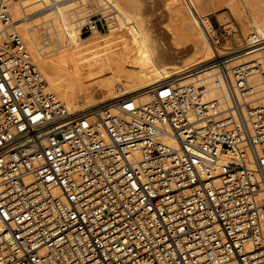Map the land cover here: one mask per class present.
Here are the masks:
<instances>
[{
  "label": "built area",
  "instance_id": "built-area-1",
  "mask_svg": "<svg viewBox=\"0 0 264 264\" xmlns=\"http://www.w3.org/2000/svg\"><path fill=\"white\" fill-rule=\"evenodd\" d=\"M13 1L0 0L3 24ZM9 40L0 264H264V101L247 83L258 63L233 64L229 51L189 72L216 69V96L189 75L74 110L18 33Z\"/></svg>",
  "mask_w": 264,
  "mask_h": 264
},
{
  "label": "bare ground",
  "instance_id": "bare-ground-1",
  "mask_svg": "<svg viewBox=\"0 0 264 264\" xmlns=\"http://www.w3.org/2000/svg\"><path fill=\"white\" fill-rule=\"evenodd\" d=\"M102 1V4L106 6L100 9L112 8L113 10L106 15H112L115 20V24L109 25V31L112 32V35L105 40H93L85 43V41L80 39L82 37L80 36V28L83 24L81 20L83 15L80 16V14L83 13L85 8H77L85 5L87 0H15L10 5L11 22L8 24L0 22V35L5 34L2 42L10 39L13 32L18 33L20 36L22 34L24 39L27 40L30 50L28 52L33 53L41 67L47 86L57 96H60L59 99L61 98L62 100H60L69 109L75 110L92 106L124 93L136 91L160 79L169 77L189 78V75H194L192 78L194 81L208 85L209 96H216L220 94V90L217 89L214 83L215 78L213 77L216 76L217 71H214L215 69L212 66L192 73L189 72L214 56L222 55L229 51L236 53L245 50L241 52L242 54L232 57L231 60L241 57L242 62L247 63L249 66L253 65V61L259 64V61H256L257 58L251 56L260 53L264 58V44H262L264 43V30L260 24L255 22L254 31L263 35L262 37L256 35L257 39L250 46L242 48V45L234 49H219L209 33L211 29L210 22L201 20L198 16L197 4L193 0H187L188 18L190 17L188 21L189 32L191 37L195 39L192 57L182 67L176 64L161 63L146 46L140 47L138 44H131L129 39L116 31L122 29V27H127L129 24L130 30L136 35L137 40L143 38V35L139 32V26L136 23H132L126 15H122L111 0ZM75 3L78 4L74 5ZM97 4L101 6L98 1ZM57 21H59L58 25L60 28L55 26ZM40 26L42 27L40 28ZM9 28L12 29L8 32ZM37 33L43 43L41 46L37 43ZM53 34L57 37L56 41L51 39ZM252 34L249 33L247 39L251 38ZM91 35H102V33L99 30L92 29V32L87 36ZM63 38L66 41L65 44L62 43ZM54 42H57L59 47L49 49L46 52L41 50L44 45L53 44ZM80 43L85 44L80 45ZM0 44L2 43L0 42ZM143 44L145 45V43ZM131 46L135 47L133 51L129 48ZM91 47H94V50H91ZM48 53L51 55L46 57L45 54ZM210 53L212 56H210ZM201 54H204L203 57L198 59L197 56H201ZM231 63L235 64L234 61ZM126 65H131L134 71L129 74L124 72L123 67ZM105 69L108 70L110 76H106ZM258 74L261 75L263 85H261V81L258 83L252 82V78L255 79V76L259 77ZM124 76L128 78L127 85H124L121 91L117 93L114 91L115 84L120 82ZM83 77H87V80L93 85L95 84L96 89L102 92L100 97L96 98L92 93H87L83 100L80 101L78 96L81 88H77L76 83ZM258 77L256 80L259 79ZM247 83L250 93L256 95L254 98L264 100V73L256 72L252 74L247 79ZM143 93L140 100H147L148 93ZM160 141L166 145L175 146L174 141L169 138L163 137Z\"/></svg>",
  "mask_w": 264,
  "mask_h": 264
},
{
  "label": "rangeland",
  "instance_id": "rangeland-1",
  "mask_svg": "<svg viewBox=\"0 0 264 264\" xmlns=\"http://www.w3.org/2000/svg\"><path fill=\"white\" fill-rule=\"evenodd\" d=\"M97 1L98 3L101 4V6H98ZM111 1L114 3L115 7L121 12L122 15H126V17L130 18L132 23H136L139 26V32L143 35V38H141L140 40H137L136 35L133 32H131L129 24L127 27L124 28L122 27V29L116 30L117 32L123 34L127 39H129V42H131V44H138L140 47L146 46L150 50V52L154 54V57L157 60H159V62L166 64H176L179 67H182V65H184L185 62L192 57V51H193L192 48L194 47L193 45L195 44L194 43L195 39L191 37V33L189 32L190 26L188 21L190 20V17L188 18L189 12H188L187 0H111ZM193 1L197 4L198 16L200 17V19L208 20L210 22L209 24L211 29L209 30L210 31L209 33L211 35V38L215 40L219 49H234L237 47H241L242 45L245 44V40L247 39L249 33H254L256 35H260L261 37L264 34L260 32L256 33L254 31L255 22L260 24L264 30V24H263L264 0H193ZM102 3H103L102 0H87V3L85 5L79 6L77 8V9L85 8L83 13L80 14V16L83 15L81 19L83 24L81 25L80 28V36L82 37H80V39L85 41V43L91 42L93 40L96 41L105 40L110 38V36L112 35V32L109 31V25L115 24V20L112 17V15L110 16L106 14L108 12H111L113 9L112 8H108L104 10L100 9L106 6ZM76 4L78 3H75L74 5ZM89 17L90 18L101 17L102 23H106L104 25V29L99 30V32L102 33V35L87 36L92 32V30L89 28L86 30L85 28L82 27L87 23ZM58 23L59 21L55 22V26L57 28H60ZM41 27L42 26H40V28ZM11 29L12 28H9L8 32L11 31ZM18 32L21 34L20 31ZM21 36L20 38L25 46L26 51L28 52L29 46L27 44V40H25L24 37ZM4 38H5V34L0 35V42L2 44L9 43L10 41L9 39H6L5 42H2ZM51 39L52 41H56L55 40L57 39L56 35L53 34ZM65 42L66 41L63 38L62 43L65 44ZM37 43L39 46L43 45V43L40 41V38L38 37V33H37ZM85 43H80V45H83ZM143 43H145V45ZM211 46L213 45L211 44ZM57 47H59V44L57 42H54L53 44L49 43L44 45V47H42L41 50L46 52L49 49L57 48ZM65 47L69 48L68 46ZM129 48H131L130 50L133 51L135 47L131 46ZM90 49L94 50V47H91ZM244 51L245 50H241L231 54L229 56V59H231L236 55L242 54L241 52ZM28 54L31 60L38 66L39 70L41 71V67L38 64L37 60L35 59L33 53L28 52ZM45 55L46 57H49L51 54L48 53ZM203 55L204 54H201V56H197V58L199 59L203 57ZM210 56H212L211 53ZM251 57L257 58L256 61H259V66H261L259 73L260 72L264 73V58L260 55V53ZM197 58H195V60H197ZM231 61H234V63H239L242 62L243 60L240 57V58H235ZM123 69H124L123 71L128 74L134 71V68L131 65H126L123 67ZM214 71H216V69ZM104 72L106 76H110V73L108 72L107 69H105ZM258 75L259 77L258 76L257 77L259 79L256 80L257 77L255 76V79L252 78V82L258 83L259 81H261V75L260 74ZM126 76L122 77L121 81L115 84L114 87L115 92L117 93L120 92L122 87H124V85L125 86L127 85L128 78ZM43 77L45 79L44 75ZM81 79H83L84 81ZM81 79L80 81H77L78 83H76V87L81 88V91L79 92V96H78L80 101L83 100V98L87 95V93H92L96 98L100 97L102 92L96 89L95 84L93 85L89 80H87V77H83ZM261 85H263L262 81H261ZM49 89L51 90V88ZM51 91L54 92L53 90ZM255 96L256 95H254V97Z\"/></svg>",
  "mask_w": 264,
  "mask_h": 264
}]
</instances>
